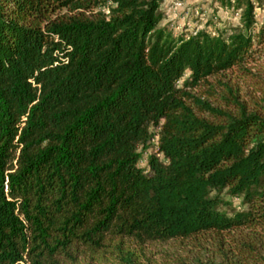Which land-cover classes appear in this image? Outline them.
<instances>
[{"label": "trees", "instance_id": "trees-1", "mask_svg": "<svg viewBox=\"0 0 264 264\" xmlns=\"http://www.w3.org/2000/svg\"><path fill=\"white\" fill-rule=\"evenodd\" d=\"M164 1L0 0V264L197 237L264 264V106L209 98L264 44L263 0H216L227 36H174Z\"/></svg>", "mask_w": 264, "mask_h": 264}, {"label": "rangeland", "instance_id": "rangeland-1", "mask_svg": "<svg viewBox=\"0 0 264 264\" xmlns=\"http://www.w3.org/2000/svg\"><path fill=\"white\" fill-rule=\"evenodd\" d=\"M262 4V8L256 9L258 22L264 14V0ZM159 11L162 16L159 27L166 26L174 36L203 28L211 32L219 31L227 36L240 28L239 11L222 8L216 0H165ZM255 50L254 57L243 68H233L224 76L211 78L215 85L213 95L209 97L211 102L212 99L219 100L220 96L229 98L232 93L251 110L260 111L263 108L260 99L264 98V44L255 47ZM215 81L223 82L224 86ZM192 93L199 95L196 91ZM151 151L156 152V149ZM145 158L144 155L139 160L140 168H144ZM115 244L116 240L112 242V246ZM214 248V243L203 237L142 245L125 239L122 244L98 255L82 250L78 254L77 264H219L221 259L215 255Z\"/></svg>", "mask_w": 264, "mask_h": 264}]
</instances>
